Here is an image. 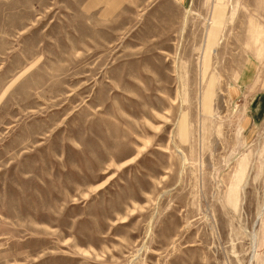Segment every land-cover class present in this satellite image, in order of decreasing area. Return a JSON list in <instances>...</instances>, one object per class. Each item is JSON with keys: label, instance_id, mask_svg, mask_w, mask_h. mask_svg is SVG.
<instances>
[{"label": "rangeland", "instance_id": "374dc122", "mask_svg": "<svg viewBox=\"0 0 264 264\" xmlns=\"http://www.w3.org/2000/svg\"><path fill=\"white\" fill-rule=\"evenodd\" d=\"M0 264H264V0H0Z\"/></svg>", "mask_w": 264, "mask_h": 264}]
</instances>
